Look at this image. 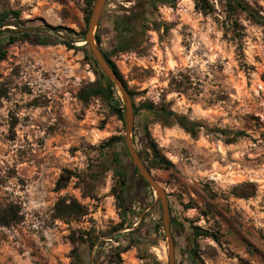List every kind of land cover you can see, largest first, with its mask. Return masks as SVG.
Masks as SVG:
<instances>
[{
	"label": "rangeland",
	"instance_id": "rangeland-1",
	"mask_svg": "<svg viewBox=\"0 0 264 264\" xmlns=\"http://www.w3.org/2000/svg\"><path fill=\"white\" fill-rule=\"evenodd\" d=\"M127 1L107 0L105 7ZM246 1L264 14V0ZM196 2L161 3L139 45L110 56L135 92L134 104L155 106L146 129L140 110L133 138L150 160L155 142L173 163L151 170L169 196L177 264H264V26L231 11L226 0H208L209 12ZM92 7L88 0H0V11L18 9L27 25L42 24L31 40L7 45L0 30L7 48L0 61V216L11 206L21 215L0 224V264H86L85 253L90 264H169L160 202L137 174L128 190L132 210L119 228L120 185L110 167L121 157L130 175L131 164L125 143L111 152L103 147L124 137L125 119L113 112L110 96L79 97L97 78L79 45ZM98 33L100 47L111 49L99 25ZM39 37L74 39L76 47ZM115 97L124 104L118 88ZM162 107L198 123L197 135L166 123ZM237 130L246 135L228 140ZM103 156L111 164L103 165ZM62 175L71 177L58 189ZM61 198L77 199L87 213L57 217ZM197 227L211 234L195 236ZM82 238L94 241L91 250Z\"/></svg>",
	"mask_w": 264,
	"mask_h": 264
},
{
	"label": "trees",
	"instance_id": "trees-1",
	"mask_svg": "<svg viewBox=\"0 0 264 264\" xmlns=\"http://www.w3.org/2000/svg\"><path fill=\"white\" fill-rule=\"evenodd\" d=\"M226 2H227V6L229 7V9L231 11L241 10L242 12H244L248 16V18H250L251 20H253L257 24L264 26V14L261 13L256 8H254L246 0H226ZM93 4H94V0H88L89 8L92 7ZM196 6L205 12H209L210 7H211L209 5L208 0H197ZM90 12H91V9L89 10V14H90ZM86 18H87V22H88L89 15H87ZM26 22H27V20L25 21L24 19H22L21 11L18 9L6 8V9H2L0 11V28L5 27L3 30L2 29H0V30H1V32L3 31V32L7 33L6 45L16 43L20 40H31V38L34 36V32L42 27V24L35 23L36 21H34V22L31 21L29 25H27ZM60 28H62V27L56 26L55 30L58 31V30H60ZM71 31H73V30H71ZM82 34H83L82 35V40H83V39H85L86 30L83 31ZM39 38H40L39 41L43 44H47V43L55 44V42H58V43H62L64 45H66L68 48H75L76 47V45L71 42V41H75L74 39H66L65 38V39L59 40V41H49L48 39H43L42 37H39ZM96 39H97L99 46H100V36L98 34H96ZM81 48L85 50L86 58H88L90 63L92 64V67L94 69V72L97 75V78L93 82L89 83L88 85H86L85 87H83L81 89V91L79 92L80 99L83 102H88L92 97H97V96H102V97L107 96L108 97V96H110L109 97V103L112 106L113 112L116 113L118 115V117L123 120L124 114H125V106L121 102L120 99L117 100L115 97L117 94L116 86L114 84H112L107 79L106 75L100 70V68H98L94 65V60H93L92 56H90V54H89L88 47L82 46ZM103 54L106 57V59L109 61L111 66L117 71V73L119 74L121 79L124 81L125 86L128 88L126 81L124 80L121 72L119 71L116 63L111 58L110 54L106 53L104 51H103ZM6 55H7V48L3 45H0V61H2L6 57ZM128 91H129L130 95L132 96V98H134L135 92L129 88H128ZM154 109H155V106H154V103L152 101L144 102L141 105V107H137L134 104L135 118L137 115L140 114L139 113L140 110H142V112H143L144 118H142V120H141V126L144 127L145 129L147 126L146 125L143 126L142 124L147 120L148 113L152 112ZM159 114H160V116H162L163 120L166 123H170V122L174 121V122L178 123L184 129L189 131L193 136L197 135L199 124L190 120L186 115L179 114L176 111H174L170 108H167V107H162ZM220 130L224 133L230 132L229 130H225V129H220ZM233 134H234V136L232 138L228 139L231 142L236 140L237 137L246 135V132L243 130H237V131H234ZM122 143L123 144L125 143L124 137L122 135H114V136L110 137L105 142L104 147H103L104 152H111L117 146L122 145ZM123 148H124L123 150H124L125 154L127 155L128 159L130 161V164H131L132 172L130 173V175L126 172L127 163L122 162L121 157L115 158L114 163L110 167V168L114 169L116 177H117V179L119 181V185H120L118 188V192H117V198L120 202L119 208L121 209L120 214H121V217L123 218V220H122V223L119 225L120 226L119 228L124 227V225L126 224L127 215L132 210V206H131L132 204L130 203V201L132 199L128 197L129 186H130V183L132 182V179L130 178V176L134 177V174H137L142 178L143 182L147 186H150L148 184V182L141 176L138 167L132 161L131 156L127 152V147L125 146V144H124ZM151 149L154 153V157H155L154 160H150L148 158V154L145 155L142 150H139V153H140L142 159L145 161V163L149 169H152L153 167H156V166L163 167V168H170L173 166L172 161L169 160L164 154H162L160 152V149L155 142H153L151 144ZM108 160H109L108 156H106V157L103 156V159H102L103 165H107ZM70 177H71V175H62L57 181V188L58 189L63 188L67 184V182L69 181ZM238 188L239 187H236L235 189H238ZM236 194L238 196H242V197H247V196L251 195V193L250 194L249 193H240L238 191L236 192ZM55 208H56V216L60 217V218H65V217H69V216H73V215L82 216V215H85L87 213L86 207L84 205H82L75 198L70 199L69 202H68V199L61 198L57 202ZM19 212H20L19 209L14 208L12 206L9 208H6L0 216V224L10 225L13 222L20 221L21 215ZM174 220L175 219H173V221ZM127 224H128V227L133 226V222H131V221H128ZM137 229L138 228L136 227L133 230H131L130 232L132 233ZM210 234L211 233L208 230H204L200 227H197V229L194 231L195 236L210 235ZM139 237L144 238V237H142V235H140ZM140 238H135V241H137L139 243ZM82 241H83V243H85V242L87 243V240L84 238H82ZM87 244L88 245H86V246L91 250L93 245H94V241H91L90 243H87ZM129 248H130V245L128 244V245L124 246L123 248H121V252L127 251ZM78 251H79V248L74 247L73 248V255L76 256ZM118 254L120 255V252ZM190 256L194 257L193 253H190ZM85 260H86L85 261L86 264H90V259H89L88 253H85ZM72 264H75V263L73 262Z\"/></svg>",
	"mask_w": 264,
	"mask_h": 264
},
{
	"label": "water",
	"instance_id": "water-1",
	"mask_svg": "<svg viewBox=\"0 0 264 264\" xmlns=\"http://www.w3.org/2000/svg\"><path fill=\"white\" fill-rule=\"evenodd\" d=\"M107 0H95L89 19L86 25V34L84 43L80 46H86L89 49V54L94 60V65L106 75L107 79L114 84L122 94V99L125 106V133L124 141L128 149V153L132 158L134 164L138 167L141 176L148 182V184L154 189L156 199L159 200L162 211L163 221L167 230L168 241H169V264H177L176 253H175V239L174 234L171 231V218H170V202L169 196L165 189L160 185L158 180L152 173L142 159L139 150L135 147L133 138V131L135 127V112L134 102L130 95L128 88L125 86L124 81L121 79L117 71L111 66L109 61L103 54V50L99 46L96 39L95 30L97 29L101 20L104 7ZM111 164V160H110Z\"/></svg>",
	"mask_w": 264,
	"mask_h": 264
},
{
	"label": "flooded vegetation",
	"instance_id": "flooded-vegetation-1",
	"mask_svg": "<svg viewBox=\"0 0 264 264\" xmlns=\"http://www.w3.org/2000/svg\"><path fill=\"white\" fill-rule=\"evenodd\" d=\"M172 0H133L126 3L120 2L122 6L108 3L105 7L99 27L112 39L111 49L102 50L106 53L127 51L139 45L145 31L147 18L157 10L161 3ZM100 36L101 43V33ZM111 160V159H109ZM114 160H112V164ZM184 264V261H182Z\"/></svg>",
	"mask_w": 264,
	"mask_h": 264
},
{
	"label": "bare ground",
	"instance_id": "bare-ground-1",
	"mask_svg": "<svg viewBox=\"0 0 264 264\" xmlns=\"http://www.w3.org/2000/svg\"><path fill=\"white\" fill-rule=\"evenodd\" d=\"M83 43H84V41H83ZM83 43H81V44H83ZM81 44H79V45H81Z\"/></svg>",
	"mask_w": 264,
	"mask_h": 264
}]
</instances>
